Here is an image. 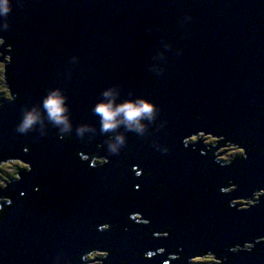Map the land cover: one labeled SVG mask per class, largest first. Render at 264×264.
Instances as JSON below:
<instances>
[{
    "label": "water",
    "instance_id": "obj_1",
    "mask_svg": "<svg viewBox=\"0 0 264 264\" xmlns=\"http://www.w3.org/2000/svg\"><path fill=\"white\" fill-rule=\"evenodd\" d=\"M8 6L0 41L10 49L11 97L0 99V163L28 169L0 188L9 200L0 210V264H85L98 252L108 254L104 264H193L207 255L216 264H264V0ZM53 89L66 97L67 132L40 108ZM106 89L117 103L154 105L143 132L100 131L92 109ZM32 108L40 121L21 134ZM117 133L124 144L112 152ZM199 135L241 155L222 163L220 147L186 145ZM80 153L106 162L92 167ZM256 193L255 204H236ZM246 244L254 246L239 248Z\"/></svg>",
    "mask_w": 264,
    "mask_h": 264
},
{
    "label": "clouds",
    "instance_id": "obj_2",
    "mask_svg": "<svg viewBox=\"0 0 264 264\" xmlns=\"http://www.w3.org/2000/svg\"><path fill=\"white\" fill-rule=\"evenodd\" d=\"M8 11V0H0V15L6 14ZM101 96L102 99L93 106L92 111L99 116L100 131L102 133L115 132L120 126H123L127 131L141 133L144 129L141 121L143 119H151L154 114L155 107L147 100L138 98L117 103L113 89L104 90ZM40 108L46 114L47 119L53 125L59 127L61 132L70 130L71 123L66 97L59 89L49 91L43 97ZM39 121V110L36 108L26 110L16 130L21 134L26 133ZM87 128V125L80 126L77 129V134H82ZM113 139L114 142L109 144V150L116 152L124 144L125 138L122 134L117 133Z\"/></svg>",
    "mask_w": 264,
    "mask_h": 264
},
{
    "label": "rangeland",
    "instance_id": "obj_3",
    "mask_svg": "<svg viewBox=\"0 0 264 264\" xmlns=\"http://www.w3.org/2000/svg\"><path fill=\"white\" fill-rule=\"evenodd\" d=\"M4 43H5V41H2V40L0 41V58H2V60H3V58H5L6 60L10 61L11 55L7 56V53H10V50L4 49L5 51H3V47H4L3 44ZM6 64L4 62L0 61V99L9 98V96L7 95L8 94L7 89L5 88L6 87L5 79H2V78H5ZM199 138H204L206 143H209L212 145L214 144L215 140H220L219 138H211V137H206V136H202ZM234 148H235V146H232V145L227 146V147H220L216 151V154L220 153L221 151H225V152H221L219 155H217V160L222 162V163H227V162L232 161L234 158L239 157L241 155V150L234 149ZM21 164L19 166V163H0V188H3V189L6 188V186H7L6 184L11 182V180H9V178H12V176H13L12 174L14 172H16L17 168L25 167L24 164H22L23 166H21ZM0 201L7 202L9 200H1V198H0ZM239 202L244 203L245 201H239ZM243 208H245V206H243ZM100 255L101 254H99V257H100ZM214 261L215 260L213 258H201V259H193L191 263H193V264L213 263V264H215Z\"/></svg>",
    "mask_w": 264,
    "mask_h": 264
},
{
    "label": "flooded vegetation",
    "instance_id": "obj_4",
    "mask_svg": "<svg viewBox=\"0 0 264 264\" xmlns=\"http://www.w3.org/2000/svg\"><path fill=\"white\" fill-rule=\"evenodd\" d=\"M3 51H5V50H10V49H8L7 47V45L6 44H3ZM11 48V47H10ZM5 49V50H4ZM2 51V50H1ZM0 61H2V62H4L5 64L6 63H8L9 62V60H6L5 58H3V60H1L0 59ZM6 89H7V85H6V87H5ZM8 90V89H7ZM10 94V93H9ZM11 96L9 95V98H10ZM203 135H199V136H194V137H192L191 139H189L188 141H187V143H186V145L187 146H189L190 144H192V143H195V142H197L196 140H198L199 142H200V144H202L205 148H207V149H210V148H217V147H220V145L223 143V141H222V139H221V141H219V140H215V142H214V144L213 145H216L217 144V146H213L212 144H209V143H206L205 142V139L204 138H199V137H202ZM206 137H210V135H205ZM232 146H234V145H232ZM216 154V153H215ZM97 156V155H96ZM96 156H94V155H90V154H85V153H80V157H81V159L83 160V161H85V162H88V163H90L91 164V166L92 167H98V166H101V165H103L105 162H106V159L105 158H98V157H96ZM139 174H141V172H138ZM17 178H15L14 180H16ZM232 189H234V187L232 188ZM259 196V194L258 193H256L254 196H253V198H252V200L251 201H246V200H244L245 202L244 203H240V202H237L236 204L237 205H240L242 208H243V206H245V208H247V206H250V205H253V204H255L256 203V200L258 199L257 197ZM247 205V206H246ZM165 234H167V233H165ZM254 245H251V244H246V245H244V246H242L241 248L242 249H245V250H249L250 248H252ZM99 254H101L100 255V257H99ZM107 257V254L106 253H96V254H88L86 257H85V259H84V263L85 264H104V262H102V260H104L105 258ZM202 257H210V258H213L215 261H214V263L216 264L218 261L216 260V258L213 256V255H207V256H200V258H202ZM171 258H174V256H171ZM196 258H199V257H196ZM196 258H194V259H196ZM207 264H213V263H207Z\"/></svg>",
    "mask_w": 264,
    "mask_h": 264
},
{
    "label": "trees",
    "instance_id": "obj_5",
    "mask_svg": "<svg viewBox=\"0 0 264 264\" xmlns=\"http://www.w3.org/2000/svg\"><path fill=\"white\" fill-rule=\"evenodd\" d=\"M2 79H5V78H2ZM7 95L9 96L10 94H9V90H7ZM22 162H20L19 161V166H20V164H21ZM23 164V163H22ZM21 164V166H23ZM26 169H28V166H26V167H19V168H17L16 169V172H14L12 175V178H9V180H11V181H14V179L17 177V179L19 178V176H18V174H19V172L21 171V170H26ZM8 180V179H7ZM7 183V182H6ZM7 185V184H6ZM6 202H3V201H0V210L2 209V206L5 204Z\"/></svg>",
    "mask_w": 264,
    "mask_h": 264
},
{
    "label": "bare ground",
    "instance_id": "obj_6",
    "mask_svg": "<svg viewBox=\"0 0 264 264\" xmlns=\"http://www.w3.org/2000/svg\"><path fill=\"white\" fill-rule=\"evenodd\" d=\"M3 41V40H2ZM187 143V142H186ZM233 187H231V186H226L225 187V189H226V191L228 190V191H230L231 189H232ZM251 199V198H250ZM252 245V244H251ZM239 248H241V247H239ZM100 253H105V252H100ZM107 254V253H106ZM108 255V254H107ZM102 262H104V260H102Z\"/></svg>",
    "mask_w": 264,
    "mask_h": 264
}]
</instances>
